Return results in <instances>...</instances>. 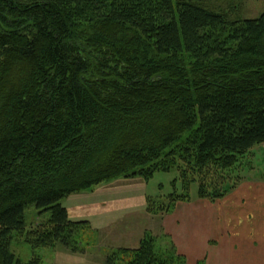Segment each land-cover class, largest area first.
I'll return each instance as SVG.
<instances>
[{
	"label": "trees",
	"instance_id": "trees-1",
	"mask_svg": "<svg viewBox=\"0 0 264 264\" xmlns=\"http://www.w3.org/2000/svg\"><path fill=\"white\" fill-rule=\"evenodd\" d=\"M229 4L0 0V264H42L17 260L14 236L82 250L90 222L63 200L103 182L178 170L182 190L147 198L156 215L190 202L192 183L213 203L257 177L264 12L234 19L242 0ZM30 204L50 219L29 228ZM162 238L146 231L107 264H190Z\"/></svg>",
	"mask_w": 264,
	"mask_h": 264
},
{
	"label": "rangeland",
	"instance_id": "rangeland-1",
	"mask_svg": "<svg viewBox=\"0 0 264 264\" xmlns=\"http://www.w3.org/2000/svg\"><path fill=\"white\" fill-rule=\"evenodd\" d=\"M230 1L214 0V3L226 10L230 5ZM239 1L241 0H238V3ZM242 4L241 11L236 15L235 12L231 13L232 18L237 19V16H241V19L249 20L259 18L264 12V0H242ZM259 147L260 145L256 146L255 150ZM257 152V157L251 158V162L260 166L256 172L258 177L254 179L264 181V164L261 163V160H258V158L264 160V151ZM249 159L250 157H248ZM178 174V170L173 169L166 172L157 171L149 180L134 178L110 180L99 184L92 190L65 198L63 206L70 210L69 217H71V220L91 222L79 234L82 250H78V252L67 248L62 243H58L55 247H44L35 250L23 238L17 236H14L12 240V252L16 255L17 260L22 263H27L36 253L42 257V264H107L106 256L112 251V248H135L140 244L146 231L152 232L155 236L161 238L164 234L161 239L162 245H160L167 249L172 243L174 244V239L171 237L173 235H170L172 232L168 234L164 228L160 230V226L155 229V225H152L151 222V213L147 211V207L144 209L143 205L145 197L146 201L148 197L163 200L175 190H182V182ZM239 185L241 184H238L237 188ZM198 191V184L192 183L190 185L192 198L190 202H187L188 204L192 200L199 201ZM196 202L193 205H196ZM176 207H178V204L168 213L159 212L161 215L157 214L158 217L155 218V221L159 224H162V221H171L169 222L170 225L168 224L171 229L179 225V229L185 228L183 232L186 235L191 233L192 236V224L189 223L188 218H183L185 212L182 209L176 212ZM51 215V210L42 211L35 204H30L26 209L27 225L29 228L33 225L36 226L42 221L49 220ZM177 220L179 221L177 222ZM178 253L183 254L179 251ZM185 257L190 264H197L198 262L209 264L206 258L192 260L186 255Z\"/></svg>",
	"mask_w": 264,
	"mask_h": 264
},
{
	"label": "crops",
	"instance_id": "crops-1",
	"mask_svg": "<svg viewBox=\"0 0 264 264\" xmlns=\"http://www.w3.org/2000/svg\"><path fill=\"white\" fill-rule=\"evenodd\" d=\"M254 151H264V144ZM258 160L264 164L263 159ZM247 180L217 202L199 199L178 203L176 212H185L183 218L193 226L192 236L179 225L171 229V221L159 224L155 218L161 214H151L152 225L172 232L175 247L189 259L206 258L209 264H264V181ZM147 203L145 197L144 209Z\"/></svg>",
	"mask_w": 264,
	"mask_h": 264
}]
</instances>
